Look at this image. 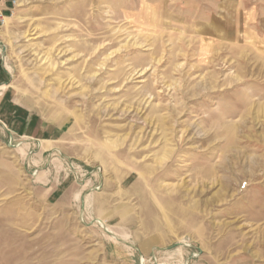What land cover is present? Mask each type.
I'll return each instance as SVG.
<instances>
[{"label": "rangeland", "instance_id": "rangeland-1", "mask_svg": "<svg viewBox=\"0 0 264 264\" xmlns=\"http://www.w3.org/2000/svg\"><path fill=\"white\" fill-rule=\"evenodd\" d=\"M9 17L10 98L62 133L38 156L1 117L0 264H264V0Z\"/></svg>", "mask_w": 264, "mask_h": 264}, {"label": "crops", "instance_id": "crops-1", "mask_svg": "<svg viewBox=\"0 0 264 264\" xmlns=\"http://www.w3.org/2000/svg\"><path fill=\"white\" fill-rule=\"evenodd\" d=\"M6 4L0 3V10L5 9ZM8 12V11H7ZM6 50L5 45L0 44V54H3V52ZM2 58H0L1 60ZM9 82V71L5 69V66L3 65L2 61H0V121L4 124V126H7L6 123L3 120V117L5 112H9L10 115V122L13 124L14 122H18L20 124L19 128H22L24 131H22L24 134L32 135L36 137L42 146L40 152L38 153V156L40 154L45 153L48 150L54 149V146H56V142L59 140V137L61 135V128L58 126H53L51 124H45L40 119L38 120V116L30 113L28 109L23 107L22 105L18 104L14 98H10L9 92L7 91V88H9L8 85ZM5 117V116H4ZM10 130V129H9ZM13 132V130H10ZM10 135H12L10 133ZM13 139V137H12ZM40 180L49 181V175L47 171L41 172L39 175ZM68 180V179H67ZM67 180H64L65 183H67ZM57 186L54 184L50 187L48 194L50 196L52 195H59V192L57 191Z\"/></svg>", "mask_w": 264, "mask_h": 264}, {"label": "built area", "instance_id": "built-area-1", "mask_svg": "<svg viewBox=\"0 0 264 264\" xmlns=\"http://www.w3.org/2000/svg\"><path fill=\"white\" fill-rule=\"evenodd\" d=\"M19 1L20 0H0V3L6 4V8L0 10V25H4L5 17L11 16L13 14L19 4Z\"/></svg>", "mask_w": 264, "mask_h": 264}, {"label": "bare ground", "instance_id": "bare-ground-1", "mask_svg": "<svg viewBox=\"0 0 264 264\" xmlns=\"http://www.w3.org/2000/svg\"><path fill=\"white\" fill-rule=\"evenodd\" d=\"M19 5V4H18ZM5 22L4 24H8L11 17H5ZM97 221L101 224V226L105 227L107 230H109V232H112V234H114V232L109 228L108 224H107V220L106 219H103V218H98Z\"/></svg>", "mask_w": 264, "mask_h": 264}]
</instances>
